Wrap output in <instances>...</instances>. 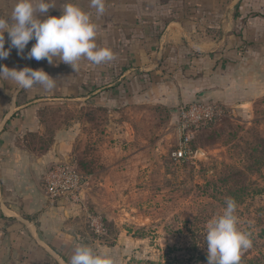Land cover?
<instances>
[{
  "label": "crops",
  "instance_id": "obj_1",
  "mask_svg": "<svg viewBox=\"0 0 264 264\" xmlns=\"http://www.w3.org/2000/svg\"><path fill=\"white\" fill-rule=\"evenodd\" d=\"M52 2L50 16L59 17L66 3L90 13L97 45L114 56L99 65L82 58L74 70L58 58L53 64L27 58L32 40L23 57L12 48L0 60L10 69H43L57 80L46 91L0 78V264H70L79 244L120 264L117 245L86 237L83 206L48 200L44 175L53 163L70 161L69 136L55 134L41 149L36 139L44 111L73 101L121 111L157 105L168 108L176 124L177 110L197 101L243 110L264 97V0H105L100 16L90 0ZM15 3L0 0V17L9 18ZM225 41L231 47L223 49Z\"/></svg>",
  "mask_w": 264,
  "mask_h": 264
},
{
  "label": "rangeland",
  "instance_id": "obj_2",
  "mask_svg": "<svg viewBox=\"0 0 264 264\" xmlns=\"http://www.w3.org/2000/svg\"><path fill=\"white\" fill-rule=\"evenodd\" d=\"M121 110L54 103L36 139L45 149L68 133V160L88 178L86 237L117 245L120 264H208L206 225L231 197L252 240L240 264H264V97L195 129L186 161L172 157L180 136L168 108Z\"/></svg>",
  "mask_w": 264,
  "mask_h": 264
},
{
  "label": "clouds",
  "instance_id": "obj_3",
  "mask_svg": "<svg viewBox=\"0 0 264 264\" xmlns=\"http://www.w3.org/2000/svg\"><path fill=\"white\" fill-rule=\"evenodd\" d=\"M55 7L52 0H16L10 20L0 17V60L6 59L12 48L23 57L30 41L35 43L27 53V58L40 61L46 59L70 65L74 70L84 58L99 65L113 59V52L96 43L97 24L91 14L79 6L66 3L59 17L47 15ZM90 7L98 16L105 12V0H90ZM7 33L10 46L5 49ZM0 78L14 81L22 89L39 86L46 91L56 87L53 79L43 69L24 67L17 70L0 65ZM236 201L228 197L222 213L212 218L206 225V246L208 264H240L241 254L252 246L249 233L238 227ZM70 264H116L115 259L104 253H97L86 244L75 247Z\"/></svg>",
  "mask_w": 264,
  "mask_h": 264
},
{
  "label": "built area",
  "instance_id": "obj_4",
  "mask_svg": "<svg viewBox=\"0 0 264 264\" xmlns=\"http://www.w3.org/2000/svg\"><path fill=\"white\" fill-rule=\"evenodd\" d=\"M175 114L180 142L177 149L173 151L172 157L176 161H186L194 157L191 147L193 131L222 119L226 116L227 109L218 103L197 101L183 105ZM43 186L52 205L65 202L73 206H82L88 178L79 171L75 163L57 162L47 169ZM90 218L92 226L99 230L97 220L94 217Z\"/></svg>",
  "mask_w": 264,
  "mask_h": 264
},
{
  "label": "trees",
  "instance_id": "obj_5",
  "mask_svg": "<svg viewBox=\"0 0 264 264\" xmlns=\"http://www.w3.org/2000/svg\"><path fill=\"white\" fill-rule=\"evenodd\" d=\"M211 124H212V123H211ZM209 125H210V124H209ZM209 125H207V126H209ZM207 126H206V127H207Z\"/></svg>",
  "mask_w": 264,
  "mask_h": 264
}]
</instances>
